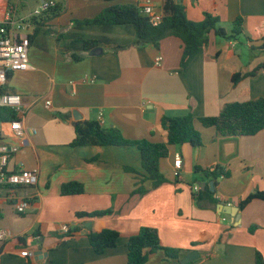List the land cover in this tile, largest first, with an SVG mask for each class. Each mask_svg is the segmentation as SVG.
<instances>
[{
  "label": "crops",
  "instance_id": "0c3cea01",
  "mask_svg": "<svg viewBox=\"0 0 264 264\" xmlns=\"http://www.w3.org/2000/svg\"><path fill=\"white\" fill-rule=\"evenodd\" d=\"M54 1L56 10L24 16L14 0H0V21L8 6L14 7L13 17L27 21L23 32L31 41L32 68L10 72L4 88L23 97L27 128L26 144L10 168L36 169L39 177L36 186L17 190L31 201L24 214L0 195V229L9 234L0 244V264H127V238L142 227L157 229L163 246L181 251L177 261L158 251L150 264H181L194 251L200 257L188 264H257L258 253L264 262V200L241 207L248 196L264 192V130L253 136H221L198 120L219 115L226 103L264 98V69L232 83L234 74L246 75L264 64V0H181L189 20L201 22L212 13L227 33L236 18H243L240 36L231 40L212 32L187 68L181 67L183 42L175 36L159 46L136 45L132 26L76 23L111 5L136 0ZM163 2L153 0L160 13ZM83 39L99 44L85 51ZM98 49L102 52L95 53ZM75 55L82 60L76 61ZM159 57L163 60L157 64ZM189 112L196 117L202 146H170L160 163L168 182L157 188L141 175L137 147L71 145L79 121L116 128L128 140L166 142L163 118ZM178 157L183 168L175 178ZM197 166H219L231 176L217 181L212 196L198 200L194 187L212 180L196 173ZM68 182L83 184L85 192L62 195L61 187ZM141 185L148 192L135 194ZM106 210L111 213L102 217L76 216ZM63 225L74 232L63 233ZM104 229L119 231L122 239L99 255L88 235ZM25 249L30 256H21ZM35 250L42 252L35 255Z\"/></svg>",
  "mask_w": 264,
  "mask_h": 264
},
{
  "label": "trees",
  "instance_id": "16d2710c",
  "mask_svg": "<svg viewBox=\"0 0 264 264\" xmlns=\"http://www.w3.org/2000/svg\"><path fill=\"white\" fill-rule=\"evenodd\" d=\"M106 2L124 0H102ZM57 6L50 11L56 10ZM76 23L87 26H132L135 32L136 45L159 46L160 42L168 37L175 36L183 42V54L181 67L187 68L194 58L203 51L208 44L209 35L213 32L216 36L228 39H236L243 33V18L238 17L233 22L231 33L220 26V19L212 13H206L205 19L201 22H193L188 19L186 8L176 0H164L163 19L158 24L150 22L149 17L142 14L136 4L118 3L103 9L98 15L91 19L76 21ZM84 50L90 51L99 44L94 39L82 40ZM82 56H74L76 61L82 60ZM264 69V64L257 67L253 72L242 75L241 73L232 76V83L236 85L243 77L255 76L258 71ZM10 75V73H9ZM0 117L3 119H14L16 114L11 111H4ZM6 114V115H4ZM196 117L192 112L182 116L164 117L163 128L167 131L166 142H153L151 140H128L116 128H105L97 121H79L74 124L76 138L72 146H135L141 153L142 169L145 180L152 181L153 187L157 188L168 179L160 168L161 160L169 155L170 146L190 144L193 147L202 146L200 132L195 128ZM204 127H214L221 136H253L264 130V98L249 100L245 102H230L223 105L219 115L213 117L198 118ZM131 172L140 174L133 168ZM196 173H202L206 178L212 180L214 185L224 177L231 176V172L221 167L203 169L195 168ZM85 192V187L79 182L64 183L61 193L64 196L80 195ZM148 192L144 186L135 190V194L144 195ZM214 193L207 184L206 190H200L195 196L201 200L206 195ZM254 199L264 200V192H258L248 196L241 202L244 208ZM111 213V210L95 212H78V218L102 217ZM1 217V215H0ZM254 232V228L250 229ZM121 233L113 229H104L101 232H91L88 235L89 245L94 251L102 255L107 249L116 247L121 242ZM128 248L127 264H150V256L158 251H163L167 259L179 260L181 251L165 247L161 243L159 232L155 228L142 227L136 234L127 238ZM257 264H264L261 255L256 257Z\"/></svg>",
  "mask_w": 264,
  "mask_h": 264
},
{
  "label": "built area",
  "instance_id": "2783aa9c",
  "mask_svg": "<svg viewBox=\"0 0 264 264\" xmlns=\"http://www.w3.org/2000/svg\"><path fill=\"white\" fill-rule=\"evenodd\" d=\"M9 2L10 0H2ZM181 2V0H176ZM136 5L150 22L158 24L163 19V13L155 9L153 0H136ZM57 6L54 0H46L42 3L36 14L46 13ZM16 9L8 6L6 17L0 21V111H11L16 114L14 119H3L0 117V195L3 192L5 198L10 202L17 213L24 214L31 206L29 198L20 197L18 188L33 187L38 183V170H27L22 165L17 169H11L10 163L20 153L27 140V128L25 126L24 100L20 94L6 91L9 73L27 71L31 69L29 50L31 41L29 35L23 31L27 29L28 23L25 19L16 20L13 17ZM163 60L157 59V64ZM46 106L51 107L52 101L47 99ZM1 115V114H0ZM6 115V114H4ZM37 130L34 128L33 133ZM183 168V160L178 157L175 160V178H180ZM200 186L196 185L194 191L199 193ZM74 228L63 225L61 231L65 234L74 232ZM7 231L0 229V244L8 238ZM31 252L25 249L21 256H30Z\"/></svg>",
  "mask_w": 264,
  "mask_h": 264
},
{
  "label": "rangeland",
  "instance_id": "374dc122",
  "mask_svg": "<svg viewBox=\"0 0 264 264\" xmlns=\"http://www.w3.org/2000/svg\"><path fill=\"white\" fill-rule=\"evenodd\" d=\"M63 1V0H62ZM19 6L20 13L24 16L32 14L37 12L42 3L44 2L43 0H14ZM228 27V26H225ZM242 42H245V39L242 37Z\"/></svg>",
  "mask_w": 264,
  "mask_h": 264
},
{
  "label": "water",
  "instance_id": "95a60500",
  "mask_svg": "<svg viewBox=\"0 0 264 264\" xmlns=\"http://www.w3.org/2000/svg\"><path fill=\"white\" fill-rule=\"evenodd\" d=\"M95 51H96L95 53H99V51H100V53L102 52L101 49H98V50H95ZM199 185L202 187V190H206V189H207V184H205V183H203V182H199ZM209 187H210V190H211L212 192L215 191V185H214V182H213V181L209 183ZM237 209H239V208H237ZM236 216L239 217V214L236 213ZM41 252H42L41 250H35V251H34V254L37 255V254H39V253H41ZM199 257H200V256H199L198 252H196V251L191 252L190 254H188V255H187V256L181 261V264H188V263H190V262H193V261L199 259Z\"/></svg>",
  "mask_w": 264,
  "mask_h": 264
}]
</instances>
